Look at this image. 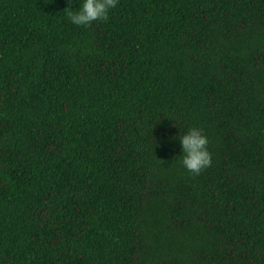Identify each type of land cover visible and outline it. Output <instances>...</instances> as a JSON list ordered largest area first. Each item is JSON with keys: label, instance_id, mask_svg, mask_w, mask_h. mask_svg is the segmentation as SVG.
<instances>
[{"label": "trees", "instance_id": "obj_1", "mask_svg": "<svg viewBox=\"0 0 264 264\" xmlns=\"http://www.w3.org/2000/svg\"><path fill=\"white\" fill-rule=\"evenodd\" d=\"M79 2L0 0V264H264V0Z\"/></svg>", "mask_w": 264, "mask_h": 264}, {"label": "clouds", "instance_id": "obj_2", "mask_svg": "<svg viewBox=\"0 0 264 264\" xmlns=\"http://www.w3.org/2000/svg\"><path fill=\"white\" fill-rule=\"evenodd\" d=\"M118 0H80L79 7L67 11L68 19L77 26H88L93 21L108 19L109 12L114 9ZM181 146V162L190 173L198 175L211 164V154L208 150V139L202 128L189 127L178 136Z\"/></svg>", "mask_w": 264, "mask_h": 264}]
</instances>
